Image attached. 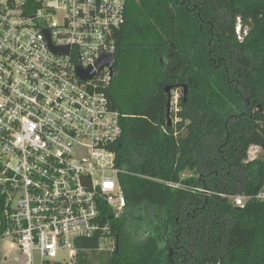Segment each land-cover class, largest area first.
Segmentation results:
<instances>
[{"label":"trees","instance_id":"16d2710c","mask_svg":"<svg viewBox=\"0 0 264 264\" xmlns=\"http://www.w3.org/2000/svg\"><path fill=\"white\" fill-rule=\"evenodd\" d=\"M115 39L126 207L101 210L108 230L78 241L74 264H264V203L228 200L264 182V158H247L264 152V0H127Z\"/></svg>","mask_w":264,"mask_h":264},{"label":"built area","instance_id":"2783aa9c","mask_svg":"<svg viewBox=\"0 0 264 264\" xmlns=\"http://www.w3.org/2000/svg\"><path fill=\"white\" fill-rule=\"evenodd\" d=\"M126 2L0 0V241L26 264H74L78 241L107 232L101 210H125L112 149L121 115L106 94L109 71L96 65L116 51ZM245 33L237 20V39ZM88 71L96 73L82 80ZM228 200L264 203V182Z\"/></svg>","mask_w":264,"mask_h":264},{"label":"rangeland","instance_id":"374dc122","mask_svg":"<svg viewBox=\"0 0 264 264\" xmlns=\"http://www.w3.org/2000/svg\"><path fill=\"white\" fill-rule=\"evenodd\" d=\"M173 97H175L176 99V96L174 94H173ZM247 156H248V153H247ZM256 156L264 158V152L259 149L256 152ZM247 158L248 160H251L249 156ZM186 176L188 175L186 174ZM150 213H152V211L146 208L144 210L145 218H147ZM11 244L12 242L9 241L8 239H2L0 241V256H1L0 264H26L25 257L20 253L19 249L16 246L11 245ZM112 244L113 242L110 239L103 240L101 242L100 250L98 252L109 251L112 248ZM34 261H35V264H37V258H34Z\"/></svg>","mask_w":264,"mask_h":264},{"label":"water","instance_id":"95a60500","mask_svg":"<svg viewBox=\"0 0 264 264\" xmlns=\"http://www.w3.org/2000/svg\"><path fill=\"white\" fill-rule=\"evenodd\" d=\"M114 60H115L114 55L100 58V60L98 61L97 65H96V71L100 72L104 68H107L109 71V77L112 78L113 74H114V72H113ZM95 73L96 72H94V71H88L86 73L78 72V75L82 80H89L95 75ZM117 249H118V244L116 242L115 243V251L116 252H117Z\"/></svg>","mask_w":264,"mask_h":264},{"label":"crops","instance_id":"0c3cea01","mask_svg":"<svg viewBox=\"0 0 264 264\" xmlns=\"http://www.w3.org/2000/svg\"><path fill=\"white\" fill-rule=\"evenodd\" d=\"M255 150V151H254ZM259 150L257 147H255V146H251L250 148H249V150H248V156L250 157V159L251 160H253V154H255L256 155V152ZM253 155V156H252Z\"/></svg>","mask_w":264,"mask_h":264}]
</instances>
